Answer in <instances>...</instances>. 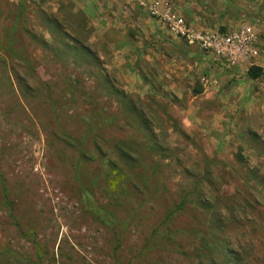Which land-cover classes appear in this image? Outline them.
I'll return each mask as SVG.
<instances>
[{"label":"rangeland","instance_id":"obj_1","mask_svg":"<svg viewBox=\"0 0 264 264\" xmlns=\"http://www.w3.org/2000/svg\"><path fill=\"white\" fill-rule=\"evenodd\" d=\"M176 5L251 25L262 76L139 0H0V264H264V0Z\"/></svg>","mask_w":264,"mask_h":264},{"label":"built area","instance_id":"obj_2","mask_svg":"<svg viewBox=\"0 0 264 264\" xmlns=\"http://www.w3.org/2000/svg\"><path fill=\"white\" fill-rule=\"evenodd\" d=\"M179 1L181 0H139V3L173 36L213 55L228 68L259 66L260 40L251 25L241 24L226 32L198 29L181 14L176 5ZM216 83L214 78L201 77L203 86Z\"/></svg>","mask_w":264,"mask_h":264},{"label":"crops","instance_id":"obj_3","mask_svg":"<svg viewBox=\"0 0 264 264\" xmlns=\"http://www.w3.org/2000/svg\"><path fill=\"white\" fill-rule=\"evenodd\" d=\"M246 67L247 66H245V68ZM253 93H255L254 89L253 88L251 89L250 87H248V89L244 91V95L241 94V96L243 95V99L240 102V105L245 106V108L242 107L246 109L247 111L245 112L244 116L247 118V120L250 121L247 123V126H246L247 131L245 132V137L248 140L256 137V138H259L260 141H264V85L259 91L256 92V95L258 93V96H259L258 97L259 102L253 104L252 106V105L246 104L245 101L248 99L250 100L252 98H255L256 95H254ZM251 113L253 114L256 113L255 115L257 116V121L250 120Z\"/></svg>","mask_w":264,"mask_h":264},{"label":"trees","instance_id":"obj_4","mask_svg":"<svg viewBox=\"0 0 264 264\" xmlns=\"http://www.w3.org/2000/svg\"><path fill=\"white\" fill-rule=\"evenodd\" d=\"M247 75L251 79H256L260 75H262V68L256 65H251L247 70Z\"/></svg>","mask_w":264,"mask_h":264}]
</instances>
